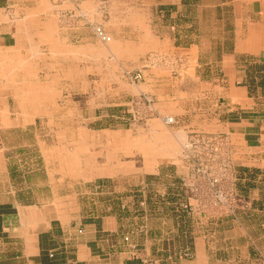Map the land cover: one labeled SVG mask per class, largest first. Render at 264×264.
<instances>
[{
    "label": "rangeland",
    "instance_id": "374dc122",
    "mask_svg": "<svg viewBox=\"0 0 264 264\" xmlns=\"http://www.w3.org/2000/svg\"><path fill=\"white\" fill-rule=\"evenodd\" d=\"M15 1L0 0L4 4L2 15L13 23L27 24L34 20L33 11L37 9L16 7ZM207 1L182 0L179 9L163 10L150 9L146 4L134 7L129 0H46L47 6L41 15L51 16L50 21L54 17L60 27H88L98 41L99 48L93 43L88 59V89L76 85L66 88L69 94L59 95L51 108L41 110L61 116L53 121L56 124L53 129L44 126L35 134L32 130L0 133V152L5 155L9 184L15 190L17 186L22 187L21 182L27 189L37 183L46 186L48 162H55L56 168L49 172H54L57 184L66 169L62 163L79 165L91 155L97 159L99 143H103L104 151L107 146L108 152L98 162L109 160V150L114 146L115 180L123 184L119 192L115 191L119 193L115 196L119 252L139 257L145 264L192 261L194 237L202 232L207 235L203 230L209 226L213 213L227 217V223L233 225L231 234L239 235V239L234 241L235 237L230 236L233 241L229 245L219 241L221 236L216 233L209 248L204 249L205 259L215 264H220L217 263L220 259L230 264H264V151L246 153L234 137L217 128L213 113L222 117L224 108L213 105V97H222L223 91L204 88L205 93L201 95L202 90L195 87L191 90L197 94L184 105L173 103L175 100L163 102L161 88L165 79L181 81L188 77L192 62L183 54L157 49L150 40L144 42L146 36L153 34L167 36L173 46L179 47H188L201 39L208 43L209 33H219L222 23L217 28L210 23ZM128 2L131 6L123 4ZM231 17L226 16L229 20ZM135 18L140 19L141 27L134 40L136 53L115 55L118 21ZM150 23L151 30H147L145 25ZM97 30L108 40H102ZM151 39L154 40L152 36ZM211 58L207 56L205 60ZM236 62L237 66L243 63L246 67L244 84L249 96L263 95L264 81L261 79L257 85L260 68L256 60L238 57ZM198 75L205 86L219 83L223 78L218 69L214 72L204 69ZM115 79H119V85ZM167 84L168 90L175 94V82ZM240 84L243 82L236 79L235 85ZM116 88L121 93L119 98H115ZM204 95L205 98H200ZM8 106L9 111L17 107L11 102ZM85 107L90 118L85 121L75 118ZM1 110L0 115L5 114ZM69 110L75 116L65 117ZM187 123L191 126L186 127ZM33 168L36 176L23 178L21 173ZM1 186L0 190L8 185ZM101 191L93 187V195H89L95 196ZM4 194L0 193V202L7 201L2 197ZM18 249L19 245L6 242L0 246L3 254L0 260L15 264L13 256Z\"/></svg>",
    "mask_w": 264,
    "mask_h": 264
},
{
    "label": "crops",
    "instance_id": "0c3cea01",
    "mask_svg": "<svg viewBox=\"0 0 264 264\" xmlns=\"http://www.w3.org/2000/svg\"><path fill=\"white\" fill-rule=\"evenodd\" d=\"M181 1L129 0L134 7L146 4L150 9L160 7L163 10L179 9ZM129 2L123 4L131 6ZM3 5L0 4V109L5 114L0 115L3 121L0 133L32 130L35 134L38 128L44 126L53 129L56 126L53 121L61 119V116L56 113L45 114L41 110L51 108L65 92L69 94L66 88L76 85L88 89V59L92 54V44L98 47V41L88 27H60L54 17V21H50L51 16L41 15L42 9L47 6L46 0L14 2L19 8L37 9L33 11L34 20L27 21V24L18 21L13 23L6 19L2 15ZM207 7L211 14L210 23L215 28L222 23L219 33H209L208 43L201 39L188 47H179L173 46L167 36L150 34L154 40L151 36L145 37L144 42H154L157 49L183 54L192 62L188 77L181 81L171 77L165 79L161 88L162 101L175 100L173 103L184 105L197 94L196 90H191L195 87L202 90L201 95L205 93L204 88L223 91L222 97H213V105H218L219 109L224 108L222 117L213 113L217 128L234 137L246 153L264 151V94L259 93L256 98L249 96L248 87L244 84L246 67L243 63L236 65L238 57L255 59L260 68L257 85L261 79L264 81V0H208ZM226 16H232V20ZM139 20L118 21V32L114 35L115 55H126L133 51L136 53L134 40L141 29ZM145 26L151 30V23ZM219 48L220 52H217ZM207 56L213 58L205 60ZM199 66L201 70H197ZM204 69L212 72L221 70L222 80L219 83H206L205 86L198 75ZM236 79L243 84L236 86ZM115 82L119 85V79H115ZM168 82H175V94L168 90ZM129 90L130 87L127 88L128 94ZM120 96L116 88L115 98ZM10 102L17 105L12 111H9ZM248 105H251L249 109ZM69 112L65 117L75 116ZM79 112L80 115L75 118L81 121L90 118L87 107L81 108ZM190 126L186 124V127ZM86 133L88 135L89 132ZM102 144L96 145L97 159L108 152L107 146L104 151ZM109 153L110 159L106 158L100 163L92 155L79 165L62 163L66 169L57 184L54 172H49V169L56 168L55 162H48L46 186L37 183L32 189H27L26 184L21 182L22 187L17 186L15 190L9 184L5 155L0 152V184L1 187L8 185L0 190V193H5L2 197L7 200L0 202V246L6 242L19 245L13 256L15 264H145L139 257L119 252V223L115 216V196L119 193L115 191L119 192L123 184L115 180L114 146ZM34 165L32 159L31 166ZM36 173L33 168L21 175L24 178L28 175L36 176ZM64 181L67 182L61 185ZM93 187L102 190L99 197L98 193L95 196L89 195ZM42 189L47 191L36 193ZM227 220V217L213 213L209 226L203 230L207 231V235L202 232L194 237L195 257L186 264H215L211 259H205L204 249L209 248L216 233L221 236L219 241L229 245L233 241L231 237H235L234 241L239 239V235L231 234L233 225L227 223ZM0 255H3L1 251ZM222 261L220 259L217 263L230 264V261ZM0 264L4 262L0 260Z\"/></svg>",
    "mask_w": 264,
    "mask_h": 264
},
{
    "label": "built area",
    "instance_id": "2783aa9c",
    "mask_svg": "<svg viewBox=\"0 0 264 264\" xmlns=\"http://www.w3.org/2000/svg\"><path fill=\"white\" fill-rule=\"evenodd\" d=\"M97 35L102 39V40H108L107 37H105V35H103V33L100 30H97Z\"/></svg>",
    "mask_w": 264,
    "mask_h": 264
}]
</instances>
